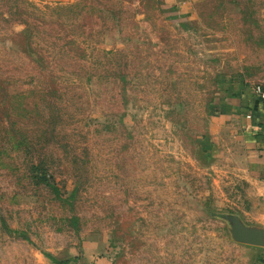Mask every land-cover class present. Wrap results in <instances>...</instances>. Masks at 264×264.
Here are the masks:
<instances>
[{"label":"rangeland","instance_id":"rangeland-1","mask_svg":"<svg viewBox=\"0 0 264 264\" xmlns=\"http://www.w3.org/2000/svg\"><path fill=\"white\" fill-rule=\"evenodd\" d=\"M229 218L264 231V0H0V264H264Z\"/></svg>","mask_w":264,"mask_h":264},{"label":"water","instance_id":"water-1","mask_svg":"<svg viewBox=\"0 0 264 264\" xmlns=\"http://www.w3.org/2000/svg\"><path fill=\"white\" fill-rule=\"evenodd\" d=\"M233 225L232 234L236 241L250 245V246H262V237L264 231L257 229H245L241 224L233 218H229Z\"/></svg>","mask_w":264,"mask_h":264},{"label":"crops","instance_id":"crops-1","mask_svg":"<svg viewBox=\"0 0 264 264\" xmlns=\"http://www.w3.org/2000/svg\"><path fill=\"white\" fill-rule=\"evenodd\" d=\"M48 1H62V0H48ZM247 115H250L251 117V113H246V117ZM250 117H247V118H250ZM83 258L84 260L86 259L89 262V264H112L111 261L107 257L101 256V255L96 256L90 252L85 253ZM44 264H53V263H44Z\"/></svg>","mask_w":264,"mask_h":264},{"label":"trees","instance_id":"trees-1","mask_svg":"<svg viewBox=\"0 0 264 264\" xmlns=\"http://www.w3.org/2000/svg\"><path fill=\"white\" fill-rule=\"evenodd\" d=\"M39 180H40V182H42L46 186H50V182H49V180L47 179L46 176H44V175L41 176ZM54 264H65V262H54Z\"/></svg>","mask_w":264,"mask_h":264},{"label":"built area","instance_id":"built-area-1","mask_svg":"<svg viewBox=\"0 0 264 264\" xmlns=\"http://www.w3.org/2000/svg\"><path fill=\"white\" fill-rule=\"evenodd\" d=\"M256 91L257 92H260L261 91V88L258 86V87H256ZM247 117H250V115H247Z\"/></svg>","mask_w":264,"mask_h":264}]
</instances>
